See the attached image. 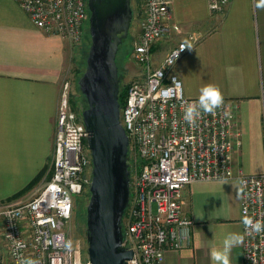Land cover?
I'll return each instance as SVG.
<instances>
[{
    "label": "built area",
    "instance_id": "1",
    "mask_svg": "<svg viewBox=\"0 0 264 264\" xmlns=\"http://www.w3.org/2000/svg\"><path fill=\"white\" fill-rule=\"evenodd\" d=\"M133 1L140 5L141 20L131 58L142 68V80L128 85L121 107V122L130 139L131 171L123 245L134 251L129 264H163L168 251L182 250L190 242L191 221L183 215L188 186L238 180L241 221L244 215L264 220V174L246 175L234 169V155L242 145L235 102L224 100L215 114H203L195 126L183 120L185 102L198 100L185 96L174 71L189 51H180L185 42L173 47L160 64H154V48L182 33L173 22L174 0ZM16 2L45 34L71 46L82 44L90 19L89 0ZM229 6L230 0H209L214 15L224 16ZM71 99V84L65 81L50 180L27 199L0 207V264H20L28 257L39 259L41 264H90L65 230L72 220L76 197L90 190L93 170L82 112L73 108ZM243 232L244 264H264V233L248 235L244 225Z\"/></svg>",
    "mask_w": 264,
    "mask_h": 264
},
{
    "label": "crops",
    "instance_id": "2",
    "mask_svg": "<svg viewBox=\"0 0 264 264\" xmlns=\"http://www.w3.org/2000/svg\"><path fill=\"white\" fill-rule=\"evenodd\" d=\"M258 2L230 0L218 16L209 0H174L173 22L182 33L173 34L157 59L160 64L180 42L192 44L174 71L187 98L198 99L203 86L214 84L239 106L242 145L233 165L246 175L264 174V8ZM70 47L39 30L16 0H0V207L27 199L51 178ZM184 203L190 242L168 251L163 264H213L210 250L226 234L240 233L244 241L238 180L194 183ZM230 258L244 264L243 243Z\"/></svg>",
    "mask_w": 264,
    "mask_h": 264
},
{
    "label": "water",
    "instance_id": "3",
    "mask_svg": "<svg viewBox=\"0 0 264 264\" xmlns=\"http://www.w3.org/2000/svg\"><path fill=\"white\" fill-rule=\"evenodd\" d=\"M91 47L79 88L93 170L87 208L90 264H129L123 221L131 196L130 139L121 122L118 55L129 37L132 0H89Z\"/></svg>",
    "mask_w": 264,
    "mask_h": 264
},
{
    "label": "rangeland",
    "instance_id": "4",
    "mask_svg": "<svg viewBox=\"0 0 264 264\" xmlns=\"http://www.w3.org/2000/svg\"><path fill=\"white\" fill-rule=\"evenodd\" d=\"M134 18L132 27L130 30L129 37L123 41L121 45L120 53L118 55V66L120 72V80L122 84L130 85L134 81L142 80V68L138 66L131 58V53L133 50V45L140 33V5L136 2H132ZM90 14V12H89ZM91 16V14H90ZM167 41H162L160 45L156 46L153 51L154 64H157V59L159 56L163 55L164 49L162 46L165 45ZM92 41L90 36V21L85 25V34L81 45L71 46L69 55V66L66 74L65 81L71 84V100L76 103L78 111L83 112L85 108V98L82 97L79 80L83 76L86 70V63L91 47ZM164 48V47H163ZM64 81V82H65ZM52 161L50 163L49 175H52ZM92 172V169H91ZM50 179V178H49ZM86 191L83 195L77 196L74 203V213L72 220L66 226V232L69 237L74 241L77 248L82 251L84 261L89 260L88 255V230H87V208L90 203L91 194Z\"/></svg>",
    "mask_w": 264,
    "mask_h": 264
},
{
    "label": "clouds",
    "instance_id": "5",
    "mask_svg": "<svg viewBox=\"0 0 264 264\" xmlns=\"http://www.w3.org/2000/svg\"><path fill=\"white\" fill-rule=\"evenodd\" d=\"M257 8H264V0H259L255 5ZM195 38V37H194ZM188 49L192 50L193 46L190 42L185 41L180 51ZM179 51L176 53L178 56ZM224 105V96L217 85L206 84L200 89V94L196 102L188 103L182 107L183 120L190 126H195L197 121L202 118L203 114H215L217 109ZM225 116L229 115L227 112ZM243 183V181H241ZM242 223L248 235L253 233H264V220L254 219L252 216L244 215ZM243 243V235L240 233H228L224 236L221 243L213 246L210 250V258L213 264H231L232 249ZM17 247H20L17 244ZM20 264H41L39 259L31 257L23 258Z\"/></svg>",
    "mask_w": 264,
    "mask_h": 264
},
{
    "label": "trees",
    "instance_id": "6",
    "mask_svg": "<svg viewBox=\"0 0 264 264\" xmlns=\"http://www.w3.org/2000/svg\"><path fill=\"white\" fill-rule=\"evenodd\" d=\"M119 53H120V51H119ZM128 87H129L128 85L124 86V84H122V82H121V92H120V104H121V107H123L124 104H125ZM81 95H82V93H81ZM82 97L85 98L83 95H82ZM84 100H85V103H86L85 108H84V110H85L88 107V104H87L86 98ZM71 102H72L73 108L76 111H78L76 103L73 100H71ZM78 112H80V111H78ZM39 181H40V179H37L36 183H38ZM32 188H33V186H31L29 189H32ZM89 195H90V193H89ZM123 230L125 232V227L124 226H123Z\"/></svg>",
    "mask_w": 264,
    "mask_h": 264
}]
</instances>
